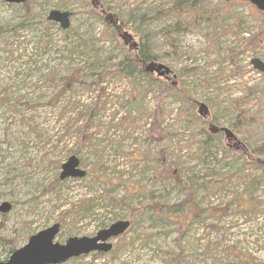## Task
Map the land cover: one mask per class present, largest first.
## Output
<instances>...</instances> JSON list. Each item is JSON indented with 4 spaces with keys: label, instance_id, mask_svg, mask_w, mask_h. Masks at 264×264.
I'll use <instances>...</instances> for the list:
<instances>
[{
    "label": "rangeland",
    "instance_id": "rangeland-1",
    "mask_svg": "<svg viewBox=\"0 0 264 264\" xmlns=\"http://www.w3.org/2000/svg\"><path fill=\"white\" fill-rule=\"evenodd\" d=\"M53 10L71 13L67 29ZM102 16L127 21L126 46ZM261 24L246 0H0V205H12L0 262L55 223L65 244L129 220L111 251L61 264H264V72L251 64L264 62ZM143 38L170 81L107 73ZM158 106L164 162L149 131ZM209 123L216 148L203 143ZM73 155L86 176L61 180Z\"/></svg>",
    "mask_w": 264,
    "mask_h": 264
},
{
    "label": "water",
    "instance_id": "water-1",
    "mask_svg": "<svg viewBox=\"0 0 264 264\" xmlns=\"http://www.w3.org/2000/svg\"><path fill=\"white\" fill-rule=\"evenodd\" d=\"M3 1L8 4H23L26 2V0ZM247 1L264 13V0ZM70 16V12L53 10L50 12L48 20L58 22L63 29H67L70 25ZM124 35L126 36L127 33ZM251 64L254 69L264 72V62L260 59H253ZM147 70L156 72L159 76L172 72L165 65L154 62L147 67ZM200 107L203 109L202 105ZM225 132L227 137L232 138V133L227 130ZM85 175L86 171L79 168V160L73 155L62 165L60 179L83 178ZM11 209L12 205L8 202L0 205V213H8ZM130 225L131 223L128 220H119L108 228L100 230L94 237H71L65 244H59L55 242V239L61 226L59 223H55L31 236L24 247L17 249L6 262H0V264H61L71 258L87 255L91 252H109L113 247L109 241L124 234Z\"/></svg>",
    "mask_w": 264,
    "mask_h": 264
},
{
    "label": "trees",
    "instance_id": "trees-1",
    "mask_svg": "<svg viewBox=\"0 0 264 264\" xmlns=\"http://www.w3.org/2000/svg\"><path fill=\"white\" fill-rule=\"evenodd\" d=\"M223 2L227 5L230 4V0H223ZM180 3H182V1H180ZM183 5V4H182ZM197 3L196 1L194 3H191L190 5H187L186 8L190 10V12H192V15L194 16V19L197 18V12L201 11L200 8L197 7ZM179 8H183L180 5L176 4L175 9H179ZM251 10L252 13L254 15V17L257 20H262V24H261V30L264 31V13L259 11L255 6L251 5ZM148 13L143 14L142 16H140L138 18L139 24L141 26H143V23H145V21H147V19L150 17V15ZM138 16H136L137 18ZM102 18L104 19V22L106 23V25L108 27H113L115 29V32H113V35L121 36V38L124 40V45L126 46V43L128 42V40L132 39L129 36H125L124 34L126 33L123 29L125 26V23L127 21L121 20L120 18H118V16H102ZM129 19H134L135 20V15L129 14ZM115 35V37H116ZM144 37V36H142ZM257 39V38H256ZM255 39V40H256ZM131 41V40H130ZM133 48L131 49H127L125 50L122 59L120 61L117 62V68L115 70H113L112 72H107V73H113V74H117V75H123L124 77L128 78V79H135L136 76L138 75H143L145 77L150 78L151 80L154 79L153 78V73L149 70H147V67L151 64V63H155V59L157 58V56L153 55L151 50L148 47L147 42L145 41V38H143L140 43H135L133 42ZM89 57L90 59H92V61H90L91 67L95 70L103 68L102 72H104L106 70V68H104V62L100 61L99 58H97L96 56L92 55L89 52ZM100 72V73H102ZM106 73V72H105ZM103 74V73H102ZM154 80H159V79H154ZM172 83H167V82H163V81H159V85L158 88L161 91V93L163 95H166L170 92L173 93H183V95L186 97L188 102H193V100L191 99L190 96H187V90H185V88L183 87L184 85H175ZM194 103V102H193ZM191 105V110L190 113L192 114L194 112V105ZM163 116L164 113L161 112L160 107L158 106L157 108H155L153 110L152 113H150V119H151V125H150V132H154L151 135H153V137L156 139L157 143L159 144V150L157 155L159 156V161L164 162V158L166 157V150L164 148V146L161 144V137H162V129H161V123L163 120ZM192 117H199L200 120H202V109L199 105L198 107V114L195 112L192 114ZM205 123H208L205 120H202ZM214 124L209 123V130L205 131V135H206V139L204 140V144H206L207 146H210V144L213 143V140H215V137L219 136L220 133H218L217 128H215L213 126ZM217 132L218 134H213ZM210 147H214L216 148V146H210ZM200 148L202 149V142H201V146ZM203 155V153H202ZM207 157H210L208 155H206ZM238 159H235L234 163L231 165L230 169L227 170V172H225L224 174L220 175V181L224 182V179L227 178L225 177L227 174H231L232 172H234L236 169H239L240 164L238 162ZM261 165V166H260ZM260 167L264 168V162L260 161ZM177 181H179V179H177ZM181 182V181H179ZM184 184V190L186 189L190 194V188H188L189 186H187V184L190 185V183L187 182H181Z\"/></svg>",
    "mask_w": 264,
    "mask_h": 264
},
{
    "label": "flooded vegetation",
    "instance_id": "flooded-vegetation-1",
    "mask_svg": "<svg viewBox=\"0 0 264 264\" xmlns=\"http://www.w3.org/2000/svg\"><path fill=\"white\" fill-rule=\"evenodd\" d=\"M161 77H162V78H166L167 81H170V77H169L168 74H165V75H163V76H161Z\"/></svg>",
    "mask_w": 264,
    "mask_h": 264
},
{
    "label": "bare ground",
    "instance_id": "bare-ground-1",
    "mask_svg": "<svg viewBox=\"0 0 264 264\" xmlns=\"http://www.w3.org/2000/svg\"><path fill=\"white\" fill-rule=\"evenodd\" d=\"M247 1V0H246Z\"/></svg>",
    "mask_w": 264,
    "mask_h": 264
}]
</instances>
